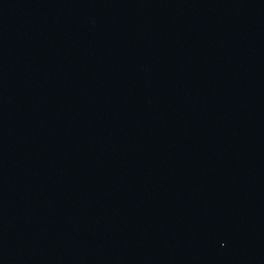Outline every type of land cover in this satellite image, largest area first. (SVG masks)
I'll use <instances>...</instances> for the list:
<instances>
[{
	"label": "water",
	"instance_id": "obj_1",
	"mask_svg": "<svg viewBox=\"0 0 264 264\" xmlns=\"http://www.w3.org/2000/svg\"><path fill=\"white\" fill-rule=\"evenodd\" d=\"M0 264H264V0H0Z\"/></svg>",
	"mask_w": 264,
	"mask_h": 264
}]
</instances>
